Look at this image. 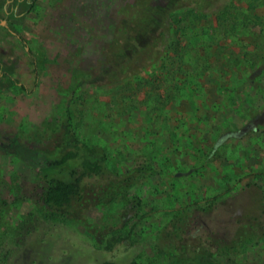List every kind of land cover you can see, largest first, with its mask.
<instances>
[{
  "label": "rangeland",
  "instance_id": "1",
  "mask_svg": "<svg viewBox=\"0 0 264 264\" xmlns=\"http://www.w3.org/2000/svg\"><path fill=\"white\" fill-rule=\"evenodd\" d=\"M169 2L161 28L141 23ZM204 2L0 0V143L50 153L68 117L114 172L159 171L129 189L133 217L89 207L92 236L48 219L0 151V264H264V0Z\"/></svg>",
  "mask_w": 264,
  "mask_h": 264
},
{
  "label": "trees",
  "instance_id": "2",
  "mask_svg": "<svg viewBox=\"0 0 264 264\" xmlns=\"http://www.w3.org/2000/svg\"><path fill=\"white\" fill-rule=\"evenodd\" d=\"M4 1H12L11 6L19 5V0ZM24 1L28 2L25 9V12H28L35 0ZM214 4L215 0L204 2L206 8H213V13L220 12L223 5L214 7ZM176 7L175 3L170 2L156 7H147L150 17L144 18L141 23L149 22L154 31H157L166 20H169ZM6 27L17 36L9 25ZM64 128L57 146L50 153L31 150L19 143H11L3 148L4 151L19 158L34 172L40 191V203L47 212L46 217L77 226L92 236L95 233L91 231L94 227L86 221L87 210L92 205L110 209L114 207V215L132 213L131 217H133L139 211L141 201L129 189L137 182V178L145 177V175L152 176L159 171L144 160L122 173L114 172L108 167L107 152L103 147L82 142L70 132L68 117L65 119ZM88 194H92L90 200L86 198ZM261 237L263 239V235ZM206 262L203 263L200 256H197L179 261V264H216L213 259H208Z\"/></svg>",
  "mask_w": 264,
  "mask_h": 264
},
{
  "label": "flooded vegetation",
  "instance_id": "3",
  "mask_svg": "<svg viewBox=\"0 0 264 264\" xmlns=\"http://www.w3.org/2000/svg\"><path fill=\"white\" fill-rule=\"evenodd\" d=\"M9 31V30H8ZM11 32V31H9ZM12 33V32H11ZM16 33V32H15ZM13 34V33H12ZM14 35V34H13ZM16 37L17 39L21 42V44L23 43V40H21V38L19 37V35L16 33ZM24 45V44H23ZM25 53H27L28 55L30 54V51L29 49L26 48L25 50ZM2 63H0V77H3V76H8V74H6V72L4 70H2ZM11 143H19L16 139H9L6 143H0V151L4 152V153H7V154H10L9 152H6L3 150V148H6L7 146H9ZM12 155V154H10ZM17 158V157H16ZM19 159V158H17ZM20 160V159H19ZM21 161V160H20ZM22 162V161H21ZM23 163V162H22ZM40 192V191H39ZM39 195V194H38Z\"/></svg>",
  "mask_w": 264,
  "mask_h": 264
},
{
  "label": "crops",
  "instance_id": "4",
  "mask_svg": "<svg viewBox=\"0 0 264 264\" xmlns=\"http://www.w3.org/2000/svg\"><path fill=\"white\" fill-rule=\"evenodd\" d=\"M21 1H23V0H19V3L21 2ZM7 2V1H6ZM8 3V2H7Z\"/></svg>",
  "mask_w": 264,
  "mask_h": 264
}]
</instances>
